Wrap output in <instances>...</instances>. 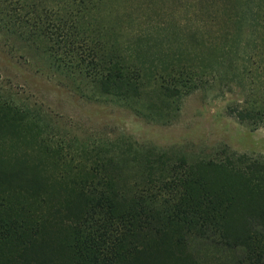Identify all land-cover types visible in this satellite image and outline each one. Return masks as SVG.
<instances>
[{"label": "trees", "instance_id": "trees-1", "mask_svg": "<svg viewBox=\"0 0 264 264\" xmlns=\"http://www.w3.org/2000/svg\"><path fill=\"white\" fill-rule=\"evenodd\" d=\"M79 2L75 15L66 1L28 19L14 13L18 2L0 0V24L21 26L20 37L55 64L61 50L77 53L76 72L98 97L140 101L143 68L91 23L99 0ZM253 92L228 113L258 129L264 111ZM28 117L0 102V264H264V163L226 149L196 161L75 158Z\"/></svg>", "mask_w": 264, "mask_h": 264}, {"label": "rangeland", "instance_id": "rangeland-1", "mask_svg": "<svg viewBox=\"0 0 264 264\" xmlns=\"http://www.w3.org/2000/svg\"><path fill=\"white\" fill-rule=\"evenodd\" d=\"M13 1L14 13L28 19L66 1L69 13L83 6ZM263 16L264 0H99L90 21L143 68L140 101L98 97L91 80L76 72L77 53L63 49L55 64L20 37L21 26L0 24V102L21 108L47 143L75 158L153 153L196 161L226 149L264 163V127L253 129L228 113L252 89L253 107L264 111V23H252Z\"/></svg>", "mask_w": 264, "mask_h": 264}]
</instances>
